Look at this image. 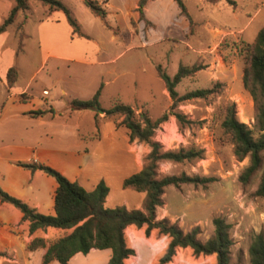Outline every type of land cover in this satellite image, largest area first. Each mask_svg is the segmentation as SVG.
Instances as JSON below:
<instances>
[{
    "label": "rangeland",
    "instance_id": "1",
    "mask_svg": "<svg viewBox=\"0 0 264 264\" xmlns=\"http://www.w3.org/2000/svg\"><path fill=\"white\" fill-rule=\"evenodd\" d=\"M26 1L28 9L23 14L28 22L25 31L33 35L34 17L47 13L48 6L39 0ZM58 1L72 11L81 31L90 37L85 42L69 38L76 54L84 53V58L77 56L74 63L58 62L56 66V62L50 60L41 70L42 56L36 39L28 38L22 46L21 25L16 28L15 23L0 35V66L5 67L15 59L21 64H30L31 70L25 71L26 82L20 80L18 86L24 87L31 79L33 69H37L33 80H29V89L40 94L46 89L53 100L56 98V106L66 104L67 99H90L100 83V75L109 80L116 75L118 79L101 91L99 109L108 110L115 104H123L134 109L136 114H147L153 121L171 105L156 66L170 78L179 66L201 68L182 79L175 90L178 96L195 90L213 89V93L206 98L180 102L174 112L183 116V122L179 123L173 115L168 116L156 128L151 141L159 145L160 152H202L201 158L181 163L159 161L157 178L184 174L210 181L164 188L162 205L156 209V220L166 219L184 233L197 228L198 240L205 242L213 235V219H223L230 225V263L250 264L248 247L251 238L257 234L264 236V198L254 196L264 168V152L261 153V167L246 185H242L238 178L249 160H238L234 156L231 137L222 129L221 121L223 108L234 104L237 120L252 131L254 138L258 137L255 127L257 104L244 89L242 78L246 46L252 44L257 32L264 27V0H217L212 4L205 0H181L191 23L180 14L173 0H150L143 10V17L136 12L139 0H98L106 11L105 21L93 16L82 0ZM112 35L117 43L112 42ZM102 59L110 61L100 65L98 61ZM2 92L0 85V95ZM90 111L96 127L94 139H102L106 131L115 128L112 141L116 149L108 148L109 142L105 140L98 145L91 144L96 157L108 164L111 192L115 194L110 199L113 201L122 195L119 193L121 188L114 182L116 178H112L115 160L131 153L137 169H142L151 147L148 143L129 142L127 131L121 125L122 117L106 116L96 112L95 108ZM81 113L80 123L86 133L94 127L90 112ZM64 141L70 147L77 144L71 124ZM131 199L126 196L121 199L124 203H112L135 207ZM143 202L144 199L140 208ZM125 238L134 255L124 264H159L169 242L157 230L146 236L145 227L126 229ZM172 259L168 264H216L215 256L195 257L189 248L179 249Z\"/></svg>",
    "mask_w": 264,
    "mask_h": 264
},
{
    "label": "trees",
    "instance_id": "2",
    "mask_svg": "<svg viewBox=\"0 0 264 264\" xmlns=\"http://www.w3.org/2000/svg\"><path fill=\"white\" fill-rule=\"evenodd\" d=\"M48 6L47 13L60 11L64 14L70 26L72 36L89 39L82 33L79 23L72 11L58 0H39ZM90 13L105 21L106 11L96 0H82ZM150 0H139L136 12L143 17V10ZM180 14L185 16L189 23L191 19L186 12L181 0H173ZM207 3H215L217 0H205ZM13 6L8 15L0 24V34L8 26L14 23L18 13L28 9L26 0H13ZM106 26V24H105ZM22 37V36H21ZM246 67L244 69L242 83L252 100L257 104L255 127L258 137L252 136V131L236 118L234 104H227L223 108L221 127L227 133L233 143V154L238 160L248 158L247 167L242 171L238 180L246 185L262 164L261 153L264 152V27L261 28L252 44L245 49ZM201 68L192 66H179L176 74L170 78L160 66H156L158 77L164 83L165 89L171 100V105L159 119L151 120L147 114H136L130 106L115 104L108 110H103L106 116L118 115L122 117L121 125L126 129L129 142L137 141L148 143L151 151L147 156V163L139 171L122 182V188L133 189L136 192L145 193V199L141 210H127L124 206L115 208L104 207L108 195V187L103 181L97 183L91 191H86L75 182H70L53 168L39 162H16L17 167L30 172L41 171L56 182L54 194V215H43L36 212L24 202L14 198L0 188V202L15 207L22 214V221L28 222L30 233L38 229L55 228L69 230L64 235L47 247L42 239H33L28 245L29 251L40 247H46L41 259V264H68L76 254L87 255L91 250H110V258L106 264H124L125 260L134 255V250L128 247L125 231L128 227L140 229L145 227V235L149 236L152 230L169 239L165 252L159 259V264H168L179 249L189 248L195 257L215 256L216 264L230 263V248L232 240L229 235L230 225L223 219L215 218L212 221L213 235L205 242L198 240V229L195 228L184 233L176 225L170 224L166 219L156 220V209L162 205L161 196L164 188L168 186L180 187L188 183H205L210 180L191 178L184 174L180 176H164L157 178L156 169L159 161H171L181 163L194 158H201V151L160 152L157 143L151 141L156 128L173 115L181 123L184 118L174 110L180 102L206 98L213 93V89L195 90L178 96L175 88L182 79L194 74ZM17 81V72L14 67L7 70L5 75L6 88L11 89ZM102 85L88 100L73 99L69 102L72 111L99 109V97ZM31 116H39L41 111L27 113ZM254 196L264 198V168ZM1 256V254H0ZM250 264H264V236L254 235L248 247Z\"/></svg>",
    "mask_w": 264,
    "mask_h": 264
},
{
    "label": "crops",
    "instance_id": "3",
    "mask_svg": "<svg viewBox=\"0 0 264 264\" xmlns=\"http://www.w3.org/2000/svg\"><path fill=\"white\" fill-rule=\"evenodd\" d=\"M13 4V0H0V24L8 15ZM27 22L28 18L24 16L23 12H20L13 24L16 23V28L21 25L22 46L24 40L32 37L36 39L42 56L41 70L47 67L50 60L56 62L54 64L56 66L58 62L74 63L77 56L84 58V53L80 56L76 54L69 38L71 36L75 41L85 42L84 40H89L90 37L83 32L89 39L72 36V30L62 12H42L40 16L34 17L32 21L33 35L25 31ZM111 40L117 43L114 35L111 36ZM2 50L4 49L1 48ZM109 61L102 59L98 63L106 65ZM11 67L16 69L17 81L11 89H7L5 75ZM27 69L31 70V65L21 64L17 59L5 67L0 66V85L3 88L0 95V188L36 212L43 215H54V194L57 187L54 179L41 171L32 173L15 165L16 162L34 161L53 168L67 180L77 183L86 191H91L97 183L103 181L109 189L104 203L106 208L122 206L115 204L124 203L121 199L130 196L131 204L135 207H124L127 210H141L139 204L145 199V193L122 188L124 179L141 171V169H137L138 166L133 155L127 153L114 162L115 169L112 178H116L114 182L119 189L121 188L119 193L122 194L120 196L122 198L116 197L112 201L110 199L115 194L111 192L108 164L101 162L91 149V144L98 145L103 140L109 142V144L106 143L108 148L116 149V144L112 141L115 138L113 134L115 128L113 131H106L102 135V139H94L93 131L96 130L94 116L88 110L94 128L89 132H83L80 123L83 116L81 111L87 110H70L69 102L73 99H67L66 104L56 106V98L53 100L46 89H42L41 94L29 89V80H33L37 69H33L32 77L24 87L18 86L20 80L23 83L26 82L25 71ZM105 78L100 75V83L95 92L101 85V91H103L106 86L118 79L116 75L111 80ZM43 92L47 94H43ZM62 94H65V91H62ZM35 111H41L42 114L39 116L27 114ZM70 124L77 139V146L70 147L64 141ZM130 228L132 227L127 229ZM69 232V230L46 228L30 233L28 222L22 221L20 211L10 204L0 202V264H41L46 247ZM33 239H42L46 247L29 251L27 247ZM109 258L110 250H91L87 255L76 254L68 264H106Z\"/></svg>",
    "mask_w": 264,
    "mask_h": 264
},
{
    "label": "water",
    "instance_id": "4",
    "mask_svg": "<svg viewBox=\"0 0 264 264\" xmlns=\"http://www.w3.org/2000/svg\"><path fill=\"white\" fill-rule=\"evenodd\" d=\"M95 109H96V112H98V113H100V114L104 113L103 110L98 109L97 107H95Z\"/></svg>",
    "mask_w": 264,
    "mask_h": 264
},
{
    "label": "built area",
    "instance_id": "5",
    "mask_svg": "<svg viewBox=\"0 0 264 264\" xmlns=\"http://www.w3.org/2000/svg\"><path fill=\"white\" fill-rule=\"evenodd\" d=\"M43 94H47L46 92H43Z\"/></svg>",
    "mask_w": 264,
    "mask_h": 264
},
{
    "label": "bare ground",
    "instance_id": "6",
    "mask_svg": "<svg viewBox=\"0 0 264 264\" xmlns=\"http://www.w3.org/2000/svg\"><path fill=\"white\" fill-rule=\"evenodd\" d=\"M136 233V232H135ZM133 241V240H132ZM175 260H176V257H175Z\"/></svg>",
    "mask_w": 264,
    "mask_h": 264
}]
</instances>
